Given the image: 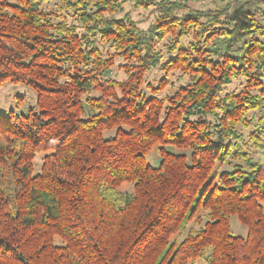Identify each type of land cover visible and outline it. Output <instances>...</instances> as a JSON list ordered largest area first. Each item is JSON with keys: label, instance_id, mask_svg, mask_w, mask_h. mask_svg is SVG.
<instances>
[{"label": "trees", "instance_id": "trees-1", "mask_svg": "<svg viewBox=\"0 0 264 264\" xmlns=\"http://www.w3.org/2000/svg\"><path fill=\"white\" fill-rule=\"evenodd\" d=\"M53 1L0 0L37 96L0 114V264H264V0Z\"/></svg>", "mask_w": 264, "mask_h": 264}, {"label": "rangeland", "instance_id": "rangeland-1", "mask_svg": "<svg viewBox=\"0 0 264 264\" xmlns=\"http://www.w3.org/2000/svg\"><path fill=\"white\" fill-rule=\"evenodd\" d=\"M247 1V0H246ZM253 1V0H252ZM221 3L220 0H205L204 2H192L189 0L188 4L190 7L193 8H208L212 7V4ZM59 3V0H54L52 3L48 5H44L47 9H53L56 4ZM236 5V4H235ZM123 13H129L130 17L138 23L140 28H145L151 18L146 10L143 9H134L130 4L125 5V9ZM123 13L118 14L117 16L123 15ZM160 46V44L158 45ZM161 74L157 71H152L146 76V81L152 82L154 79L160 78ZM123 78L121 72L117 73V79ZM177 74L172 75L169 77V80L172 82L173 86L176 87L179 82L176 81ZM244 85V80H235L231 85H229V91H238ZM174 92L172 86H167L162 92L158 93L157 95L162 97L164 95H170ZM36 92L32 85L23 84V83H11V82H4L0 85V114L8 115L9 113L13 112L14 114H22L25 113L28 108L35 106L36 103ZM155 151H152V155H154ZM42 156L43 154H38L34 159V170L38 171L41 163H42ZM148 160L154 163L155 158L148 156ZM226 168L221 166L219 170ZM123 190H128L129 192L132 190L131 185H122ZM230 232L234 236L245 237L247 234V228L242 225L236 216H232L230 219ZM191 223L189 224V226ZM201 264V263H198Z\"/></svg>", "mask_w": 264, "mask_h": 264}]
</instances>
